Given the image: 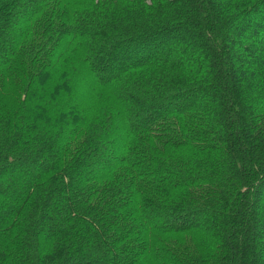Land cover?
Returning a JSON list of instances; mask_svg holds the SVG:
<instances>
[{"label":"trees","instance_id":"1","mask_svg":"<svg viewBox=\"0 0 264 264\" xmlns=\"http://www.w3.org/2000/svg\"><path fill=\"white\" fill-rule=\"evenodd\" d=\"M261 215L264 0H0V264H264Z\"/></svg>","mask_w":264,"mask_h":264},{"label":"rangeland","instance_id":"2","mask_svg":"<svg viewBox=\"0 0 264 264\" xmlns=\"http://www.w3.org/2000/svg\"><path fill=\"white\" fill-rule=\"evenodd\" d=\"M112 156H113V158H114V157H117V156L114 155V154H113ZM260 219L264 220V215H261V216H260Z\"/></svg>","mask_w":264,"mask_h":264}]
</instances>
